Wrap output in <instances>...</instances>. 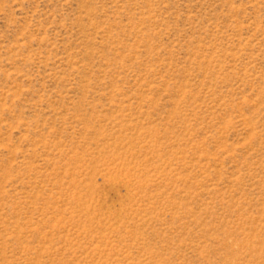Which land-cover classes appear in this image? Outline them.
<instances>
[{"label":"rangeland","instance_id":"obj_1","mask_svg":"<svg viewBox=\"0 0 264 264\" xmlns=\"http://www.w3.org/2000/svg\"><path fill=\"white\" fill-rule=\"evenodd\" d=\"M0 264H264V0H0Z\"/></svg>","mask_w":264,"mask_h":264}]
</instances>
